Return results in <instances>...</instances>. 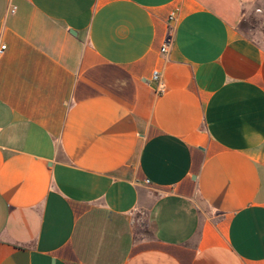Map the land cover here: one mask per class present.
I'll list each match as a JSON object with an SVG mask.
<instances>
[{
	"label": "crops",
	"instance_id": "obj_1",
	"mask_svg": "<svg viewBox=\"0 0 264 264\" xmlns=\"http://www.w3.org/2000/svg\"><path fill=\"white\" fill-rule=\"evenodd\" d=\"M260 1L0 0V264H264Z\"/></svg>",
	"mask_w": 264,
	"mask_h": 264
},
{
	"label": "rangeland",
	"instance_id": "obj_2",
	"mask_svg": "<svg viewBox=\"0 0 264 264\" xmlns=\"http://www.w3.org/2000/svg\"><path fill=\"white\" fill-rule=\"evenodd\" d=\"M264 0L258 2L256 6V11L252 12L248 17L242 22L241 29L245 34L261 39L264 33Z\"/></svg>",
	"mask_w": 264,
	"mask_h": 264
},
{
	"label": "built area",
	"instance_id": "obj_3",
	"mask_svg": "<svg viewBox=\"0 0 264 264\" xmlns=\"http://www.w3.org/2000/svg\"><path fill=\"white\" fill-rule=\"evenodd\" d=\"M15 10H16V8H13L11 11L14 13ZM178 16H179V9L178 8H176L170 12V15L168 17L169 33L173 32L174 25L176 24V22L178 20ZM168 47H169L168 42H165L163 47H162V52L163 53L167 52ZM6 49H7L6 45L0 46V57H2L4 55ZM161 79H162L161 72L158 70L154 71L153 76H152V81L159 84V87H158L159 92L164 91L163 85L161 84Z\"/></svg>",
	"mask_w": 264,
	"mask_h": 264
}]
</instances>
